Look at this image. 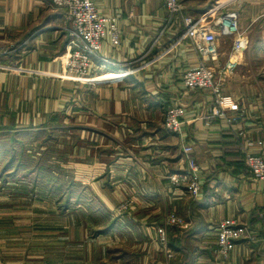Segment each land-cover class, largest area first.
Returning <instances> with one entry per match:
<instances>
[{"label":"crops","instance_id":"0c3cea01","mask_svg":"<svg viewBox=\"0 0 264 264\" xmlns=\"http://www.w3.org/2000/svg\"><path fill=\"white\" fill-rule=\"evenodd\" d=\"M93 1L103 14L119 17L121 44L115 47L109 38L104 41L100 57L106 60L94 59L90 80L66 73L71 21L65 9L51 0H0V133L20 132L27 139L42 129H65L68 140L81 137L91 143L79 150L81 162L68 164L73 180L88 195L70 211L71 217L85 216L70 225L73 230L82 226L84 231L70 235L72 259L64 262L56 255H67L63 247L46 245L34 264H93L89 258L97 259L107 236L113 234V240L119 241L117 231L131 219L116 217V193L130 196L135 203L132 208L141 209L135 216L139 219L131 220L148 246L150 227L163 220V216L159 223L153 220L161 198L165 212L184 217L186 226L169 234V240L172 235L180 247L177 250L169 243L174 251L171 260L176 259L169 264H264V192L245 165L247 152L264 155V0H179L184 9L169 24L164 0ZM229 10L237 11L240 29L249 37L248 48L236 54L237 64L224 88L227 106L239 105L238 111H226L227 116H241L234 124L213 116L211 91L184 94L185 70L203 60L190 39L177 42L158 57L179 39L180 16L211 19ZM233 40L219 38L217 67L235 58ZM125 72L129 74L121 81L98 83L94 78H116ZM173 100L187 105L185 139L164 126ZM59 117L65 125H56ZM185 145L193 146L200 167L204 191L199 199L169 180L170 174L187 166ZM15 189L18 193L29 189L34 196L43 193L40 199L52 203L45 217L60 214L48 192ZM89 197L98 198L107 208L114 222L111 232L93 235L89 231L90 225L103 219L94 205L100 203ZM228 217L250 226L252 235L238 240L227 259H219L216 227ZM46 226L49 229L28 234L29 239L27 235L16 240H31L38 234L56 236L57 226ZM17 246L0 241V264H29L27 248L10 251Z\"/></svg>","mask_w":264,"mask_h":264},{"label":"built area","instance_id":"2783aa9c","mask_svg":"<svg viewBox=\"0 0 264 264\" xmlns=\"http://www.w3.org/2000/svg\"><path fill=\"white\" fill-rule=\"evenodd\" d=\"M52 4L67 11L71 21L67 28L69 36V50L65 62L67 75L77 79L92 80L93 61L100 57L104 41L109 38L115 47L121 44V32L119 20L116 15L103 14L93 0H51ZM165 7L169 13L168 24L173 22L177 15H181L184 7L179 0H164ZM208 16H180L183 25L179 39L165 49L158 57L168 53L173 46L184 39H190L202 57V62L189 66L183 75L184 93L209 90L213 95V116L224 118L228 123L234 124L241 120L239 114L227 116L226 111H238V103L227 106L224 88L231 73L237 64V55L248 48L249 37L239 26L238 13L229 10L221 16L207 20ZM224 36L233 37L234 59L228 60L224 66L217 67L220 58L219 38ZM104 61L105 58H102ZM146 65V64H145ZM124 76L103 79L96 76L98 83L123 80L129 72L122 73ZM187 105L180 101H172L165 112V128L180 135L185 139L183 133ZM184 153L187 158V166L179 172L169 175L172 185L184 188L191 196L199 199L203 195L204 184L200 176V167L193 156V146L185 145ZM245 165L250 174L262 184L264 192V155L247 152ZM132 208L129 202L121 204L117 209L119 215L123 210ZM186 226L185 219L175 212H168L163 216L160 224L152 225L151 230L155 233L157 241L165 251L168 259L174 252L170 249L169 231L173 227ZM217 249L216 256L219 259H227L231 252L236 249L237 241L252 235L248 225L239 224L233 217L221 220L217 227Z\"/></svg>","mask_w":264,"mask_h":264},{"label":"rangeland","instance_id":"374dc122","mask_svg":"<svg viewBox=\"0 0 264 264\" xmlns=\"http://www.w3.org/2000/svg\"><path fill=\"white\" fill-rule=\"evenodd\" d=\"M207 20H209V18H207ZM55 123L56 125H65L63 124L65 122H63L60 117L56 119ZM16 133V137H14V134L8 135L5 133H3L5 135H2V137H0V151L2 153L0 154V158L2 159L0 160V174L3 162H5L11 157V151L13 145H15L16 149L18 150L17 154L25 152L24 154L26 155H36L38 153L37 156L40 157V155H42L41 153L45 152L44 155H48L46 156L48 157V159L53 158L54 160H56L57 165H59L58 168L62 170L61 172L57 170L61 176L64 177L66 175L65 178L72 177L74 179L75 177L73 175L72 169L68 167V164L72 161L81 162L82 159L79 158L80 155L78 154V152L80 153L79 150L88 148L89 145H91L89 140L84 141L80 136V138L72 137L70 140H68L65 129H42L41 133L29 135L27 139L23 138L20 132ZM32 133H35V131ZM36 135H38V137H35ZM14 138H16V140ZM129 146L130 145L127 144V148L130 149L131 147ZM74 157L76 158L74 159ZM7 173H13V170L8 171ZM4 176H6V173ZM9 179L10 182L5 184L6 186L3 188V190L2 188H0V241H5L12 246L18 245L17 247L11 248L10 251L19 252L27 248L29 252L26 253L27 259L25 261L29 264H34L35 262H38L34 257H37V253H39L40 248L46 247V245H49V247L56 248L63 247L67 255L64 256L65 254L62 252L56 253V255H58L59 258H62L64 262L65 260H71L72 257L68 255L69 248L71 247L69 240V238L71 237L70 235L74 231L80 233L84 231L82 229V226H79V228L76 227L73 230L70 225L73 224V220L77 222L81 218L84 219L85 216L80 214L79 216L75 215L71 217V212L69 211L65 214L67 216L59 214L60 216L56 215V218H52L51 216L45 217L51 202L50 200L45 201V199H40V194L43 195V193L37 192L38 194L34 196L29 192V189L21 193H18L15 189L17 187H31L33 184L32 179H22L18 181H16L17 178L14 177H10ZM2 183L3 182H1L0 179V186L2 185ZM39 190L47 192L41 188H39ZM79 190H81L80 187L75 189L76 192ZM116 196L119 200L117 207L114 209V213L117 215L116 217H120V220H128L129 217H131L132 220H138L139 218L136 217L140 214L139 211L141 209L128 208L126 210H123L119 215L117 214V209L121 204L129 202V204L133 206V204L135 205V203L132 201L130 196L129 198H126L127 195L125 194L120 195L116 193ZM121 197L124 199H121ZM85 198H88L87 194ZM89 199L93 202L100 203L98 198L96 199L94 197H89ZM54 201L56 203V200ZM94 205L96 207L99 206L98 210L101 211L103 215L102 217L109 216V218L107 221L102 222L101 219L100 222H95V224L90 225V232H92V228H97L99 226H101V228H105L110 221L113 222L111 219V215H108L107 208H104L101 203ZM158 206L159 207L156 208L159 209V212L158 214L153 216L154 218H156L153 219L154 221L158 220L156 223H159V219L161 216H164L168 213V211L165 212L166 210H164L163 208L162 198ZM105 210H107V212ZM178 215L183 217L180 214ZM131 219H129L128 222L125 221L122 224V227L117 231L116 236L118 239H120L119 241L115 242L113 240L115 238L113 234L107 236V244L104 245V247L102 248L103 250L98 251L97 259L89 258L93 262V264H169L173 263L176 260L168 259V261H165V251L157 241V237L155 233L151 230V227L149 230L151 231V233H149V235L152 236V240L150 242V245L148 246V241H146V239H142L139 235V230L137 228L138 224L134 223ZM50 223H53V225L57 226L56 229H53L56 230L55 232H53L56 234V236L46 237L41 234H38L39 236H31V240H27L29 239L28 237L30 235L28 234L30 233H34L35 231L39 233V231L45 230L44 228L49 229V226L46 225H50ZM175 228L178 229L181 227L176 226ZM171 230L172 228L170 229V231ZM170 231L169 234H171ZM120 232H123V234H121ZM133 235L138 237V240H136ZM24 236H27L26 240H16ZM18 242H20L21 244H16Z\"/></svg>","mask_w":264,"mask_h":264},{"label":"trees","instance_id":"16d2710c","mask_svg":"<svg viewBox=\"0 0 264 264\" xmlns=\"http://www.w3.org/2000/svg\"><path fill=\"white\" fill-rule=\"evenodd\" d=\"M16 135L15 133L14 137H16ZM0 137H2L1 133ZM14 139L16 140V138ZM17 152L18 150L15 145H13L11 157L3 162L1 166L0 179L1 182L4 183L0 186L2 190L6 186L5 184L10 182V177L17 178L16 181L32 179L33 184L31 190L36 192L37 189L41 188L54 196L60 215H65L78 206L81 200L86 199L82 189L77 192L75 191L80 185L77 184L72 177L65 178L66 175L64 177L61 176L57 170H59V172L62 170L58 168L59 165H57L56 160L53 158L48 159V157H46L48 155H44L45 152L41 153L42 155H40V157L37 156L38 153L36 155H26L24 154L25 152L20 154H17ZM0 154H2L1 151ZM0 160L2 159L0 158ZM10 170H13V173L8 174L7 172ZM5 173L6 176H4ZM108 218L109 217H103L102 222L107 221ZM113 228L114 222H109L105 228H92L91 233L93 235L106 234L111 232ZM170 244L177 250L180 249L178 240L174 239L172 235Z\"/></svg>","mask_w":264,"mask_h":264}]
</instances>
